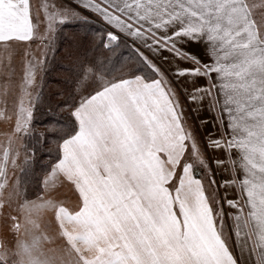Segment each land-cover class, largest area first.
I'll list each match as a JSON object with an SVG mask.
<instances>
[{
	"label": "snow or ice",
	"instance_id": "1",
	"mask_svg": "<svg viewBox=\"0 0 264 264\" xmlns=\"http://www.w3.org/2000/svg\"><path fill=\"white\" fill-rule=\"evenodd\" d=\"M0 264H264V0H0Z\"/></svg>",
	"mask_w": 264,
	"mask_h": 264
},
{
	"label": "trees",
	"instance_id": "2",
	"mask_svg": "<svg viewBox=\"0 0 264 264\" xmlns=\"http://www.w3.org/2000/svg\"><path fill=\"white\" fill-rule=\"evenodd\" d=\"M22 179H25L24 177H21ZM29 179V184H28V187L30 190H34L35 188V184L33 182V179L32 178H28Z\"/></svg>",
	"mask_w": 264,
	"mask_h": 264
}]
</instances>
